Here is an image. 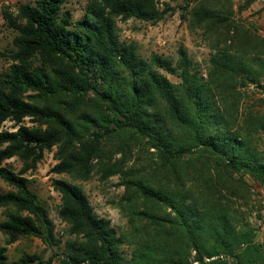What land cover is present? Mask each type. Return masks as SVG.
I'll return each instance as SVG.
<instances>
[{
	"label": "trees",
	"instance_id": "obj_1",
	"mask_svg": "<svg viewBox=\"0 0 264 264\" xmlns=\"http://www.w3.org/2000/svg\"><path fill=\"white\" fill-rule=\"evenodd\" d=\"M67 1L1 11L14 34L13 50L0 52L8 63L0 73V127L12 123L0 130L6 245L20 237L59 245L25 177L55 149L52 173L118 177L126 218L117 231L94 214L81 187L53 180L69 236L60 264H264L250 221L259 211L247 210L258 200L246 180L264 184V38L236 20L234 0H181L188 30L209 50L203 76L182 47L175 60L143 59L119 40L117 20L156 24L172 10L168 4L90 0L73 22ZM243 1L239 13L255 0ZM13 159L17 172L7 166ZM6 251L0 246V264H44L28 254L9 261Z\"/></svg>",
	"mask_w": 264,
	"mask_h": 264
},
{
	"label": "rangeland",
	"instance_id": "obj_2",
	"mask_svg": "<svg viewBox=\"0 0 264 264\" xmlns=\"http://www.w3.org/2000/svg\"><path fill=\"white\" fill-rule=\"evenodd\" d=\"M90 0H68L64 5L63 10L69 11L72 16V21L81 20L84 16V11L87 3ZM34 0H0V52H11L13 32L8 29L1 19V11L4 8H16L20 4H33ZM244 3L243 0H234L233 8L235 11L234 17L237 21L245 25H252L258 30V35L264 38V27L261 25V18L264 17V0H255L250 7L239 13L238 8ZM168 4L171 7L165 18L156 23H146L137 20L116 21V30L119 40L124 43L134 44L139 57L148 59L151 54L175 60L177 51L180 47L184 48L188 56L197 65L201 75H205L206 64L209 59V50L201 40L200 33H190L185 21L182 19L183 11L181 0H158V5L161 9ZM8 63L0 58V73L5 71ZM169 81L176 83L178 80L170 75H166ZM264 85V78L261 79ZM250 93L257 92L249 87ZM254 98H258L255 96ZM252 99L253 103L257 104L256 99ZM25 125H30L28 120L24 121ZM0 130H12V123L6 122L0 127ZM55 149L52 152H46L43 159L37 165L36 169L29 172L25 177L28 180L29 188L37 196L42 205L47 209L48 216L52 220L55 227V237L59 241V245L53 250L47 248L39 239L20 237L15 243L6 245L7 238L0 233V246L6 247V255L9 261L17 260L21 255L28 254L40 258L44 264H60L59 258L63 251L66 241L69 239L67 234L68 226L63 223L58 217V207L60 205V195L53 189V180H64L71 182L81 187L86 196L93 212L96 216L108 220L111 226L117 231L126 228V218L118 209V202L123 195V188L118 186L119 178L112 177L108 180H102L97 173H91L87 181L72 180L67 175H57L52 173V168L58 163L55 159ZM7 166L14 171H18L21 167L20 163L13 159L7 162ZM248 185L252 187L251 194L261 197L253 198L258 201L250 203L248 212L252 210L260 211L264 209L261 202L264 201V184H257L251 179L246 178ZM0 189L7 191L8 188L0 181ZM3 219L2 210L0 209V221ZM254 227L258 230V237L264 239V226H257L253 219H250ZM121 252L126 260L130 259L131 251L126 246L121 247Z\"/></svg>",
	"mask_w": 264,
	"mask_h": 264
},
{
	"label": "built area",
	"instance_id": "obj_3",
	"mask_svg": "<svg viewBox=\"0 0 264 264\" xmlns=\"http://www.w3.org/2000/svg\"><path fill=\"white\" fill-rule=\"evenodd\" d=\"M260 34L262 35V34H264V32L261 31ZM260 197L261 196L259 194L256 195V198L259 199ZM261 204H262V207H264V201H262ZM259 216L260 217L258 219H256V220H254V221H255L257 226H259V227L260 226H264V209H262L260 211Z\"/></svg>",
	"mask_w": 264,
	"mask_h": 264
},
{
	"label": "crops",
	"instance_id": "obj_4",
	"mask_svg": "<svg viewBox=\"0 0 264 264\" xmlns=\"http://www.w3.org/2000/svg\"><path fill=\"white\" fill-rule=\"evenodd\" d=\"M261 25L262 27H264V17L261 18ZM257 241L264 244V239H262L261 237H257Z\"/></svg>",
	"mask_w": 264,
	"mask_h": 264
}]
</instances>
